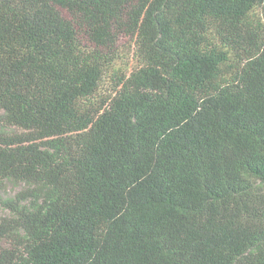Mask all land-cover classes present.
<instances>
[{"label":"trees","instance_id":"trees-1","mask_svg":"<svg viewBox=\"0 0 264 264\" xmlns=\"http://www.w3.org/2000/svg\"><path fill=\"white\" fill-rule=\"evenodd\" d=\"M0 110V264H264V0H0Z\"/></svg>","mask_w":264,"mask_h":264},{"label":"rangeland","instance_id":"rangeland-1","mask_svg":"<svg viewBox=\"0 0 264 264\" xmlns=\"http://www.w3.org/2000/svg\"><path fill=\"white\" fill-rule=\"evenodd\" d=\"M108 80V78H107ZM2 111L0 110V113ZM21 187L20 186H14L12 183H6L5 187L3 189H0V194L2 195H14ZM8 211L5 210L1 205H0V218L8 215Z\"/></svg>","mask_w":264,"mask_h":264}]
</instances>
